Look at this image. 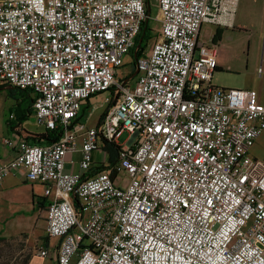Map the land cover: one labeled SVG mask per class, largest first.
Returning a JSON list of instances; mask_svg holds the SVG:
<instances>
[{"label": "built area", "instance_id": "built-area-1", "mask_svg": "<svg viewBox=\"0 0 264 264\" xmlns=\"http://www.w3.org/2000/svg\"><path fill=\"white\" fill-rule=\"evenodd\" d=\"M237 8L159 0L161 33L132 86L118 72L147 0H0V85L31 90L37 123L62 132L49 145L4 137L14 157L0 164V187L21 169L45 185L56 264H264V165L249 153L264 108L253 90L213 84L217 46L199 42L205 22L229 25ZM103 93L100 122H80ZM124 132L118 161L90 175L94 153ZM78 151L80 172L69 171Z\"/></svg>", "mask_w": 264, "mask_h": 264}, {"label": "crops", "instance_id": "crops-1", "mask_svg": "<svg viewBox=\"0 0 264 264\" xmlns=\"http://www.w3.org/2000/svg\"><path fill=\"white\" fill-rule=\"evenodd\" d=\"M150 1L147 0L149 6ZM223 18L226 21L229 20L226 16ZM155 25L160 26V35V14ZM153 29L155 30V26ZM199 42L217 46L218 65L213 84L223 89L253 90L256 93V104L264 108V74L259 75L258 72L261 66L264 67V0H238L237 13L233 20H230V24L205 22L200 30ZM103 94L101 101L95 102L91 99L84 104L80 122L86 123L89 127H94L100 122L109 107L106 102L108 94ZM93 107H104L105 111L98 122L90 126L82 115H85L88 108ZM27 116V121L18 129L21 135L13 133L12 128H8L7 118L0 121V164L14 157L13 150L4 144V137L19 136L25 138L30 144H50L47 139H41L39 142L26 134L47 132L44 126L42 127L45 129L42 131L28 129L27 123L32 116H35L33 107L31 114ZM80 146L81 141H79ZM249 153L264 165V132L257 138ZM107 159L108 154L104 150L100 149L94 153V162L97 165L106 162ZM81 160V151L70 153L66 168L72 172H80ZM93 173L94 171H91L90 175ZM49 203L50 198L45 195V185L30 182L25 169L9 173L0 187V238H3L4 242L18 243L21 254L27 257L26 264H56L62 240L48 235L47 207ZM10 223L13 224V228L15 226L17 228L8 230L7 225ZM42 249H48L50 257H41L39 252Z\"/></svg>", "mask_w": 264, "mask_h": 264}, {"label": "rangeland", "instance_id": "rangeland-1", "mask_svg": "<svg viewBox=\"0 0 264 264\" xmlns=\"http://www.w3.org/2000/svg\"><path fill=\"white\" fill-rule=\"evenodd\" d=\"M151 6V13H150V26L151 28H154L155 30L152 32V40L150 43V46L146 49V51H151V48L155 44L157 38L159 37L160 32V26L155 25L156 19L159 15V5L158 0H151L150 1ZM132 56L128 55L125 57V66H123L119 72L118 75L122 79H126L127 76L132 74ZM132 76V75H131ZM138 79V75L129 82L130 85L134 86L136 81ZM104 97V94H99L93 100L95 102L101 101V99ZM13 107L15 109V112L18 110L17 107V101L9 95V90L6 88H0V121H4V119L8 118L10 116L11 111L13 110ZM17 107V108H16ZM105 111V108L98 107V108H88L85 111V115L82 116V118L88 122L90 126H94L100 116ZM28 129H32V131H42L45 128L42 126H39L36 122V117L32 116L29 122L27 123ZM131 139V135L129 132H124L122 136L119 138V145L125 146L129 144V140ZM9 226V227H8ZM9 228L8 230H14L17 228L16 226L13 228V224L10 223V225H7ZM18 243H10V242H1L0 243V264H26L27 257H24L21 254V249Z\"/></svg>", "mask_w": 264, "mask_h": 264}, {"label": "trees", "instance_id": "trees-1", "mask_svg": "<svg viewBox=\"0 0 264 264\" xmlns=\"http://www.w3.org/2000/svg\"><path fill=\"white\" fill-rule=\"evenodd\" d=\"M149 10H151L149 3L147 2V14L149 13ZM153 28L150 26V20H146L143 23V26L141 28V31L139 35L136 38V43L135 46L133 47L130 55L132 56V74L136 71V63L138 59L142 56V54L146 51V49L150 46L151 40L153 38L152 32ZM140 46V50L138 54H136V48ZM131 74V75H132ZM131 75L127 76V78L131 77ZM7 85H0V88H6ZM9 90V95L13 97L17 101V107L18 110L15 112V109L13 107V110L11 111V114H14V118H10V116L7 118V125L8 128L13 131V133L17 134H22L20 132L19 127L27 121L28 116L32 112V107L34 103V97L33 92L28 89H22L18 87H14L13 89H8ZM16 107V108H17ZM83 116V115H82ZM61 131L60 130H54L50 131L47 130L45 134H31V133H26L31 137H34L37 141L41 142V139H47L49 143L57 141L61 138ZM27 136V135H26ZM36 142V141H35ZM103 146L104 152L108 154V159L106 162H103L101 164H95L93 171L94 174L102 172L110 168L112 165H114L122 152V146L119 144H116L115 142H110L108 140H105ZM4 242L3 238H0V243Z\"/></svg>", "mask_w": 264, "mask_h": 264}, {"label": "water", "instance_id": "water-1", "mask_svg": "<svg viewBox=\"0 0 264 264\" xmlns=\"http://www.w3.org/2000/svg\"><path fill=\"white\" fill-rule=\"evenodd\" d=\"M150 13H151V10H149V13H148L149 16H150ZM138 47H140V46H138ZM137 74H138V71L136 70V71L132 74V76H131L130 78H128L127 80H125V81H126V82L129 81V79L131 80L132 78L136 77ZM13 88H14V86H11V85H9V86L6 87V89H13Z\"/></svg>", "mask_w": 264, "mask_h": 264}]
</instances>
